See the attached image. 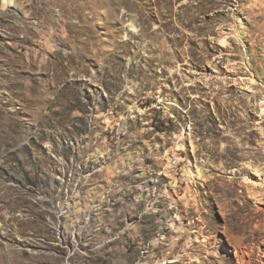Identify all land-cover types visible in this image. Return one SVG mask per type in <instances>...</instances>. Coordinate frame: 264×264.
Masks as SVG:
<instances>
[{
    "label": "rangeland",
    "instance_id": "obj_1",
    "mask_svg": "<svg viewBox=\"0 0 264 264\" xmlns=\"http://www.w3.org/2000/svg\"><path fill=\"white\" fill-rule=\"evenodd\" d=\"M264 0H0V264H264Z\"/></svg>",
    "mask_w": 264,
    "mask_h": 264
},
{
    "label": "bare ground",
    "instance_id": "obj_2",
    "mask_svg": "<svg viewBox=\"0 0 264 264\" xmlns=\"http://www.w3.org/2000/svg\"><path fill=\"white\" fill-rule=\"evenodd\" d=\"M264 102V101H263ZM263 111H264V108H263ZM263 114H264V112H263ZM263 254H264V249H263Z\"/></svg>",
    "mask_w": 264,
    "mask_h": 264
}]
</instances>
